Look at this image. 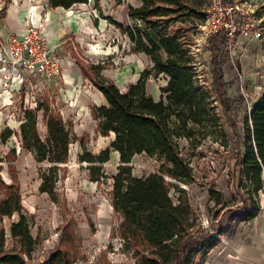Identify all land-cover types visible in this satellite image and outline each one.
<instances>
[{
	"label": "trees",
	"instance_id": "16d2710c",
	"mask_svg": "<svg viewBox=\"0 0 264 264\" xmlns=\"http://www.w3.org/2000/svg\"><path fill=\"white\" fill-rule=\"evenodd\" d=\"M3 1L4 15L10 0ZM78 2L88 0H48L47 6L69 8ZM203 4L205 9L206 0H143L142 5L128 6L131 23L124 24L109 17L128 37L133 50L145 53L152 62L151 67L144 69L124 90L101 73L104 68L101 63L87 66L77 59L84 77L89 78L106 98L105 103L94 104L91 108L99 131L102 135L114 134L110 143L97 153L88 149L80 138L83 151L78 157L80 161L88 162L90 179L99 181L106 175L103 164L110 159L111 151H118V169L112 176V204L122 217V237L129 243L146 247L147 252L139 256V264H203L211 249L220 242L221 234L233 230L240 220H252L261 210L264 90L242 118V131H234L237 146L233 175L240 198L229 207L230 221L226 226L203 229L187 197L182 194L184 188L166 179L169 176L188 181L192 169L182 153L180 139L195 140L207 120L219 124L214 100L219 99L225 112L234 102L226 93L218 59L225 42L223 31L210 35L206 44L211 83L206 87L200 80L197 59L192 53V28L206 18ZM153 72L166 74L158 98L146 89L147 78ZM213 93L216 94L214 99ZM41 109L46 127L44 134L37 126ZM12 133L13 130L6 127L0 137L6 141ZM15 133L21 146L32 153L38 163H46L39 167V187L56 200L60 166L68 161L70 145L78 139L71 125L61 114L39 103L24 109L19 130ZM228 140L232 141L229 131ZM138 153L161 155L164 161L160 171L150 175L133 174L131 160ZM172 187L176 194H172ZM1 191L4 196L0 195V217L17 212L19 219L10 225V234L17 246L7 248L5 228L0 229V264H34L29 260L37 244L31 230L33 217L22 204L16 178L6 182L0 175ZM220 195L213 189L211 198L220 203ZM40 264L70 262H65L60 249H56Z\"/></svg>",
	"mask_w": 264,
	"mask_h": 264
},
{
	"label": "rangeland",
	"instance_id": "374dc122",
	"mask_svg": "<svg viewBox=\"0 0 264 264\" xmlns=\"http://www.w3.org/2000/svg\"><path fill=\"white\" fill-rule=\"evenodd\" d=\"M234 2L239 6L241 17L251 15L264 27V0ZM142 3L143 0H88L89 9L85 11L95 28L85 33V44H79L71 50L67 47L65 52L87 66L101 63L104 65L101 73L115 81L121 89H126L140 77L144 69L151 67L152 62L145 53L133 50L128 37L109 17L127 24L128 6H139ZM83 5L80 3L76 7L81 8ZM202 6L205 12L204 4ZM3 7L4 1L0 0V43L14 25L7 16L3 17ZM20 7L13 2L10 16L16 14L18 17ZM30 17L26 15L25 24L31 23ZM205 20H200L198 26L192 28V38L193 45L198 43L199 47L197 63L200 80L208 87L212 79L210 56L207 42L201 37ZM224 44L218 59L224 74L226 93L234 102L225 112L221 109L219 99L214 100L220 116L219 124L207 120L195 140L180 139L182 153L192 169L188 181L166 176L168 182L184 188L182 194L187 197L205 230L218 225L226 226L230 221L229 207L239 201L233 175L236 171L234 156L237 146L234 131H242V118L264 90V30L260 38L241 40L233 54L227 52ZM165 78L166 74L154 72L147 78L146 89L155 98L160 96V87L166 82ZM46 81L48 84L42 90L30 88L28 84L21 91L19 87L14 91L0 87V134L6 127L13 130L6 141L0 137V175L6 182L16 178L22 204L33 217L31 230L37 244L29 260L40 264L51 251L60 249L64 261L69 260L70 264H139V256L147 252L146 247L129 243L128 239L122 237V217L112 204V176L118 169V152L111 151L110 159L103 164L106 175L99 181L90 179L88 162L80 161L78 157L83 151L80 138L88 149L97 153L114 137L113 133H100L98 122L92 114V106L103 101L99 89L88 78L69 94L64 82L60 83L59 80L61 86H57ZM84 91L90 94L86 100L83 99ZM215 96L213 93L212 99ZM39 103L61 114L78 137L70 145L68 161L60 166L56 200H52L39 187V167H44L46 163H38L33 154L21 146L15 133L19 130L24 109ZM37 126L41 134L46 132L43 109L38 111ZM228 131L232 141L228 140ZM163 161L164 158L159 154H135L131 160L132 172L139 176L150 175L160 171ZM213 189L221 194L220 203L211 198ZM171 192L176 194L174 187ZM0 195L3 197L4 191ZM260 204L261 210L253 220H240L233 230L221 234L220 242L211 249L203 264H233L232 260H236L235 264H246L247 261L238 255L237 245L243 238H252L250 233H254L257 223L264 220V188L260 192ZM18 219L17 212L0 217V229L4 227L6 231L7 248L17 246L11 237L10 225Z\"/></svg>",
	"mask_w": 264,
	"mask_h": 264
},
{
	"label": "built area",
	"instance_id": "2783aa9c",
	"mask_svg": "<svg viewBox=\"0 0 264 264\" xmlns=\"http://www.w3.org/2000/svg\"><path fill=\"white\" fill-rule=\"evenodd\" d=\"M205 5L206 20L201 37L207 42L210 35L223 31L229 54L235 52L241 40L263 35V25L251 15L241 17L234 0H206ZM57 47L51 44L43 23L26 24L21 32H10L0 43V87L21 91L28 84L30 88L42 90L46 80L62 76L66 56ZM197 49L198 43H195L192 53L196 59Z\"/></svg>",
	"mask_w": 264,
	"mask_h": 264
},
{
	"label": "crops",
	"instance_id": "0c3cea01",
	"mask_svg": "<svg viewBox=\"0 0 264 264\" xmlns=\"http://www.w3.org/2000/svg\"><path fill=\"white\" fill-rule=\"evenodd\" d=\"M13 2L21 6L18 17L16 14L10 16V6ZM13 2L10 0L6 7L5 14L3 15V17L7 16V18L11 20V23H14L11 32H21L22 28L26 25L24 23L26 21V15L31 16L29 19V21H31L30 24H44L51 44L58 46V50L66 56L63 75L52 79L50 83L53 82V84L61 86V84L58 83L60 80V83L64 82L69 94H72L73 90L85 80L87 81L88 78L84 77L75 58L68 52H65V50L67 51V47H70L71 50L72 47L85 44V33L91 32L95 28L85 11L89 9L88 2H85V5L81 8L76 7L80 4L79 2L73 4L69 8L47 6L48 0H14ZM126 18L128 19L126 23L129 24L131 19L128 13L126 14ZM117 20L125 23L119 19ZM9 33L4 36L3 40L7 38ZM99 92L103 98L102 103H105L106 98L103 92L101 90H99ZM84 93L83 99L86 100L89 98L90 94L85 91ZM250 234L252 238H243V241L237 245L239 249L238 255L243 257L242 259L244 261H247L246 264H264V220H261L259 224L257 223L255 232ZM232 263L235 264L236 260H232Z\"/></svg>",
	"mask_w": 264,
	"mask_h": 264
}]
</instances>
